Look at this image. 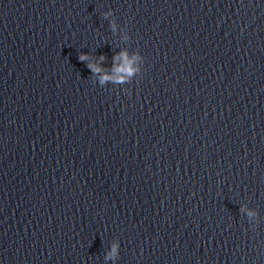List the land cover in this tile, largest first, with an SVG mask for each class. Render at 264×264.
<instances>
[{
	"label": "water",
	"instance_id": "95a60500",
	"mask_svg": "<svg viewBox=\"0 0 264 264\" xmlns=\"http://www.w3.org/2000/svg\"><path fill=\"white\" fill-rule=\"evenodd\" d=\"M0 264H264V0H0Z\"/></svg>",
	"mask_w": 264,
	"mask_h": 264
},
{
	"label": "clouds",
	"instance_id": "9594fccd",
	"mask_svg": "<svg viewBox=\"0 0 264 264\" xmlns=\"http://www.w3.org/2000/svg\"><path fill=\"white\" fill-rule=\"evenodd\" d=\"M88 59H89V57L87 54H82L80 56L81 61H87ZM103 59H104V57L100 58L101 61H103ZM141 59H142L141 57L137 56L133 59V61H129L126 53H120V54H117L116 56L113 57L114 66H113L112 71L116 72L117 74H124L123 81L119 80L117 76H113V75L108 74V72H106L104 68L99 66L98 63H89L88 67L93 73L102 74L100 76V83L101 84H105V83H109V82H112V83L127 82L129 74H133L136 71H139V69H136L132 66L134 61L135 60H141ZM120 61H123V62L117 63ZM249 215L254 216L255 214L250 212ZM118 250H119V245L113 244L110 252L108 253V259L115 258L118 255Z\"/></svg>",
	"mask_w": 264,
	"mask_h": 264
}]
</instances>
